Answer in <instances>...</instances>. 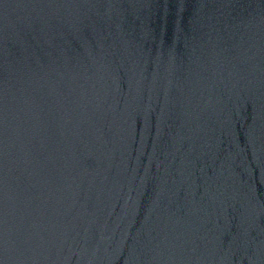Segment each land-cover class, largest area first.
<instances>
[{
	"label": "water",
	"instance_id": "water-1",
	"mask_svg": "<svg viewBox=\"0 0 264 264\" xmlns=\"http://www.w3.org/2000/svg\"><path fill=\"white\" fill-rule=\"evenodd\" d=\"M0 264H264V0H0Z\"/></svg>",
	"mask_w": 264,
	"mask_h": 264
}]
</instances>
